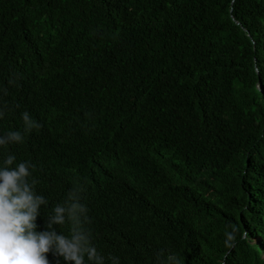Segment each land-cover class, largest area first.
I'll return each instance as SVG.
<instances>
[{"label":"trees","instance_id":"1","mask_svg":"<svg viewBox=\"0 0 264 264\" xmlns=\"http://www.w3.org/2000/svg\"><path fill=\"white\" fill-rule=\"evenodd\" d=\"M0 111L37 231L76 187L105 264H264V0H0Z\"/></svg>","mask_w":264,"mask_h":264},{"label":"clouds","instance_id":"2","mask_svg":"<svg viewBox=\"0 0 264 264\" xmlns=\"http://www.w3.org/2000/svg\"><path fill=\"white\" fill-rule=\"evenodd\" d=\"M21 115L25 133L41 127L28 112ZM23 142L20 131H10L0 137V147ZM1 161L0 264H86V260L87 264H105L87 227L89 217L87 205L82 202L83 189L73 187L65 201L47 211L46 230L37 231V218L42 206L47 209L48 201L36 191L38 181L32 172L35 165L27 161L15 163L16 157L11 154ZM237 231L233 226L224 233L225 248L235 247ZM164 254V250L157 253V264H181L176 255L169 254L163 259ZM108 259L112 264H119L115 256Z\"/></svg>","mask_w":264,"mask_h":264},{"label":"bare ground","instance_id":"3","mask_svg":"<svg viewBox=\"0 0 264 264\" xmlns=\"http://www.w3.org/2000/svg\"><path fill=\"white\" fill-rule=\"evenodd\" d=\"M59 109V108H58ZM51 122V121H50ZM36 174V173H35ZM133 230V229H132Z\"/></svg>","mask_w":264,"mask_h":264}]
</instances>
